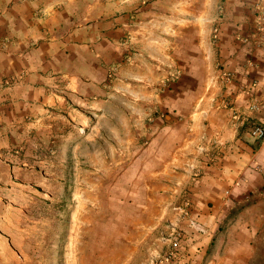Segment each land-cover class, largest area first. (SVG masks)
<instances>
[{"label": "crops", "instance_id": "obj_1", "mask_svg": "<svg viewBox=\"0 0 264 264\" xmlns=\"http://www.w3.org/2000/svg\"><path fill=\"white\" fill-rule=\"evenodd\" d=\"M261 20L264 0H0V198L61 195L82 141L106 166L88 198L124 197L121 222L127 196L188 211L174 264L256 261L254 226L225 219L264 197V140L244 129L264 126Z\"/></svg>", "mask_w": 264, "mask_h": 264}, {"label": "rangeland", "instance_id": "obj_2", "mask_svg": "<svg viewBox=\"0 0 264 264\" xmlns=\"http://www.w3.org/2000/svg\"><path fill=\"white\" fill-rule=\"evenodd\" d=\"M261 25L263 28L262 20ZM216 27L212 30L213 43L218 39ZM87 147L77 141L67 150L61 195H47L37 187L25 196L0 198V264H160L169 256H187V236L178 250L173 244L176 231L185 232L183 223L188 221V211L185 214L184 207L168 212L161 198L159 213L155 206L153 212L145 213L135 197L127 196L126 214L121 213L125 223L119 220L120 212L125 211L124 197L106 194L104 198H88L94 183H103L99 175H104L106 166L90 164ZM110 173L115 177L118 170L106 174ZM54 191L57 189L50 190ZM93 199L99 203L88 207ZM255 199L261 201L255 211L230 213L225 223L233 221L238 231L247 222L254 226L247 256H256L250 264H264V197ZM191 220L204 227L197 218ZM119 222L127 228L126 233L122 230V237ZM152 227L157 236L154 240L148 236L144 242L143 237Z\"/></svg>", "mask_w": 264, "mask_h": 264}, {"label": "built area", "instance_id": "obj_3", "mask_svg": "<svg viewBox=\"0 0 264 264\" xmlns=\"http://www.w3.org/2000/svg\"><path fill=\"white\" fill-rule=\"evenodd\" d=\"M215 31H217V28H215ZM256 85L253 83L251 86V91L252 89L255 87ZM252 97V96H251ZM260 107V103L253 97L252 99H250L249 101V108L252 110H257ZM251 135L255 138H262L264 136V126L260 123H257L252 129H251ZM185 208V207H184ZM181 208L180 209H183ZM186 210V209H185ZM186 214V211H185ZM191 224L194 228H196V230L200 231V232H205L206 229L205 227H203L200 223H198L195 220H191ZM186 238V233L182 232V231H176V234L173 237V244H174V248L176 250H178L179 248H181V245L183 243V241ZM180 257L182 256H174V257H168L166 259H162L160 260V264H174Z\"/></svg>", "mask_w": 264, "mask_h": 264}, {"label": "trees", "instance_id": "obj_4", "mask_svg": "<svg viewBox=\"0 0 264 264\" xmlns=\"http://www.w3.org/2000/svg\"><path fill=\"white\" fill-rule=\"evenodd\" d=\"M257 124V122H254L252 120L250 121H247L245 124H244V129H247L245 130L246 133H250L251 134V129ZM256 139L257 143L255 144V147L258 148L260 143L264 140V136L262 138H254Z\"/></svg>", "mask_w": 264, "mask_h": 264}]
</instances>
